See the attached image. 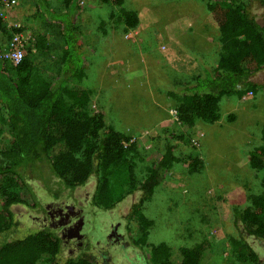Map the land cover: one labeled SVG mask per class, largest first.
Returning <instances> with one entry per match:
<instances>
[{"label":"rangeland","instance_id":"1","mask_svg":"<svg viewBox=\"0 0 264 264\" xmlns=\"http://www.w3.org/2000/svg\"><path fill=\"white\" fill-rule=\"evenodd\" d=\"M9 1L13 5L7 9L5 22L15 24L29 43L44 35L47 47L36 54L35 61L40 66H56L63 46L60 24L47 20L37 10V0ZM42 1L55 12L67 7L66 0ZM76 3L73 23L84 57L80 80L91 90L90 108L103 113L119 130L131 132L147 161L161 157L166 139L175 144V162L162 173L161 183L142 206L152 221L146 242H165L175 258L179 247L193 246L205 236L212 243V254L203 256L202 264H222L228 253L227 236L241 237L230 219L232 209L247 205L249 194L264 191L260 180L263 172L248 168L246 159L249 150L262 144L264 68L250 77L260 86L255 94L258 98L241 103L231 92L219 101L218 120H197L192 128H182L175 121V99L158 86L162 81L171 88L175 81L200 74L201 66L212 71L217 65L219 33L204 0H123L122 5L139 17L137 27L128 32L115 21L116 6L100 0ZM253 13L264 24V6L255 7ZM0 41L1 54L10 42L1 34ZM170 63L184 68L185 75L173 74L167 66ZM229 114L234 115L232 120H228ZM8 139L3 132L0 147H6ZM194 159L200 161L195 169L188 166ZM32 184L50 217L21 205L12 208L30 227H62L58 233L66 242L65 257L85 250L94 254L99 264H152L149 248L141 249L129 241L138 231V223L127 213L140 192L104 210L92 204L93 180L63 191L58 199ZM120 235L123 238L118 239ZM245 239L258 255L259 264H264V239ZM82 244L85 247L81 249Z\"/></svg>","mask_w":264,"mask_h":264},{"label":"trees","instance_id":"2","mask_svg":"<svg viewBox=\"0 0 264 264\" xmlns=\"http://www.w3.org/2000/svg\"><path fill=\"white\" fill-rule=\"evenodd\" d=\"M100 1L118 8L115 21L123 25V32L137 27L136 11L126 9L123 0ZM36 2L47 20L60 24L63 46L56 66H40L35 61L36 54L47 47L44 35L30 41L17 65L0 58V135L4 132L9 138L6 147H0V264H99L97 257L85 250L65 257L64 241L58 233L62 227H30L12 208L21 205L50 217L32 183L58 199L63 191L89 180L94 181L91 200L98 209H113L126 196L140 192L127 213L138 223V231L129 241L141 249L147 246L152 264H202L203 256L212 254V243L205 236L193 246L179 247L175 258L165 242H146L152 221L142 206L161 183L162 173L175 162V144L166 139L161 157L147 161L143 148L131 140V132L119 130L103 113L90 108L91 90L80 80L84 57L73 23L76 0H66L67 7L56 12L42 0ZM204 2L219 33L217 65L212 71L201 66L200 74L175 81L173 91H168L176 101L177 124L186 129L197 120H218L219 101L226 94L234 92L241 99L250 92L248 99L258 98L255 94L260 86L250 77L264 68V24L253 13L255 7L264 6V0ZM11 31L0 19V34L9 38ZM227 118L232 120L234 115ZM260 137L262 144L249 150L246 159L248 168L263 172L260 180L264 187V124ZM177 138L183 140L182 135ZM199 163L194 159L188 166L195 169ZM230 219L241 237L227 236L228 253L222 264H259L245 237L264 239V191L249 194L248 204L234 207Z\"/></svg>","mask_w":264,"mask_h":264},{"label":"built area","instance_id":"3","mask_svg":"<svg viewBox=\"0 0 264 264\" xmlns=\"http://www.w3.org/2000/svg\"><path fill=\"white\" fill-rule=\"evenodd\" d=\"M1 1H2L3 9L0 10V17H5L6 12L8 11L7 9L12 7L13 1H9V0H1ZM23 46L24 45L21 36L14 35L10 41L9 48L0 54V58L9 61L14 66L17 65L23 59L24 56ZM249 94L250 92H247L241 98L245 99L248 97Z\"/></svg>","mask_w":264,"mask_h":264},{"label":"crops","instance_id":"4","mask_svg":"<svg viewBox=\"0 0 264 264\" xmlns=\"http://www.w3.org/2000/svg\"><path fill=\"white\" fill-rule=\"evenodd\" d=\"M179 65V64H178ZM167 66H171V70H173L172 71V73L173 74H176V75H185V74H182V72H185L186 70L184 69V68H182V67H180V65H179V67L175 64V63H170V64H168ZM166 66H164V68H165ZM187 73V72H186ZM183 77V76H182ZM193 77H195V76H193ZM193 77H191V78H193ZM190 77H188V79H191ZM158 88L159 89H162L163 90V92L165 93L166 92V90L167 91H170L171 90V88L167 85V83L166 82H162L161 81V83H160V85L158 86ZM237 99L242 103V100L244 101L243 103H246L245 101H247L248 100V97L247 98H245V99H239L238 97H237ZM262 126L263 125H261L260 127L262 128Z\"/></svg>","mask_w":264,"mask_h":264},{"label":"clouds","instance_id":"5","mask_svg":"<svg viewBox=\"0 0 264 264\" xmlns=\"http://www.w3.org/2000/svg\"><path fill=\"white\" fill-rule=\"evenodd\" d=\"M6 14H7V12H6ZM0 19H2V20L5 22V20H4L5 18H4V17H0ZM7 26H8V27H11V29H12V31H11V36L9 37V41H8V42L11 41V39L13 38L14 35H20L21 38H22V41H23V45H24V46H23V52H24V56H25L26 49L28 48L27 45H29L28 40L24 38L23 34L20 33V31L17 29V26H15V24H9V23H7ZM24 56H23V58H24ZM2 61H6V60H3V59H2ZM7 62H9V61H7ZM9 63H10V62H9ZM12 65H13V64H12ZM13 66H14V65H13ZM174 112H175V121L177 122V112H176V109L174 110ZM144 133H147V131H145ZM131 140H135V139H134V138H133V139L131 138Z\"/></svg>","mask_w":264,"mask_h":264},{"label":"flooded vegetation","instance_id":"6","mask_svg":"<svg viewBox=\"0 0 264 264\" xmlns=\"http://www.w3.org/2000/svg\"><path fill=\"white\" fill-rule=\"evenodd\" d=\"M52 214H53V212H52ZM121 237L123 238L122 235L118 236L117 238L120 239ZM63 241H64L63 246H64V248H65V250H66V247H67V246H66V242H65V240H63ZM122 242H125V241H122ZM65 246H66V247H65ZM79 252H80V250H78V251H74L73 254L67 255V257L72 256V255H75V254H78ZM105 255H108V253H105ZM106 259H107V258H106ZM103 260H104V259H103ZM101 261H102V260H101ZM105 261H106V260L102 261V263H105Z\"/></svg>","mask_w":264,"mask_h":264}]
</instances>
